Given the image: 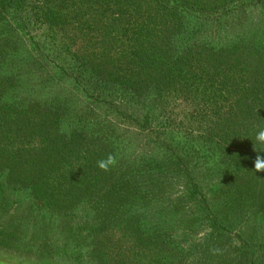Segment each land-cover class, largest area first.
Returning a JSON list of instances; mask_svg holds the SVG:
<instances>
[{
	"label": "rangeland",
	"instance_id": "1",
	"mask_svg": "<svg viewBox=\"0 0 264 264\" xmlns=\"http://www.w3.org/2000/svg\"><path fill=\"white\" fill-rule=\"evenodd\" d=\"M178 2L196 19L189 34L173 36L176 18L155 0H141L137 28L115 42L61 18L59 0L47 26L7 33L0 99L24 111L0 119L10 212L0 264H247L235 235L208 236L206 210L241 193V209L264 210V170L254 169L264 153L253 149L264 128V0ZM108 83L117 90L94 89ZM59 97L76 120L105 115L102 126L64 141L49 105ZM109 155L116 163L100 169Z\"/></svg>",
	"mask_w": 264,
	"mask_h": 264
},
{
	"label": "trees",
	"instance_id": "2",
	"mask_svg": "<svg viewBox=\"0 0 264 264\" xmlns=\"http://www.w3.org/2000/svg\"><path fill=\"white\" fill-rule=\"evenodd\" d=\"M107 1L108 0H92L91 3L87 4L88 1L86 0H59V6L55 11L57 13L59 12V14L66 12V14L63 15L60 14V17L67 19L68 22L77 23L78 27L80 26L83 29L85 28L88 32L100 31V33H102L101 31H103L104 33L108 34L109 40L112 38L113 42H115L119 36L120 39L123 36L129 38V35L132 33L133 29L137 28L135 25L136 20L138 18H143L144 7L141 4V0H109L112 2L111 5L106 3ZM155 1L159 2V4L166 5V7L162 8L165 12L162 13V16H171L173 19L176 18L174 21H172L174 23L173 28L176 30L173 36H178L179 34H189V32L191 33V30L195 29L191 28L193 27V22H195L196 19L190 18L191 14L184 10L183 5L178 4V0ZM49 4L50 0H0V53L6 55L7 52H11L13 50L12 46H10V43H8L9 41L7 38V33H10V31L14 37H17L19 33L31 35L36 30H40V28L50 24V22L54 20L53 18L56 16V12L51 10ZM85 17H87V19L84 20ZM196 26L199 25L197 24ZM148 28L149 24H142L140 26V33H142L144 29ZM37 38L42 37L37 36ZM28 41L31 43V41H35V38L33 36L30 38L29 36ZM35 42L38 43V41ZM51 44L52 43L50 42H46V46L44 43V48L49 50L51 48ZM175 46L177 47V45ZM173 49L174 48H172V50ZM169 50H171L170 47ZM14 51L12 53H14ZM11 55L14 56L15 54ZM5 67L6 62H0V76L2 75ZM61 69L63 70V68ZM4 75H6L8 81H10L14 76L13 70H10ZM82 78L85 77L82 75L76 77L80 84V80ZM82 85L84 84L82 83ZM100 85H96L94 89H99L101 91L103 88L106 91H109V89L117 90L118 88L111 83L103 85L104 87ZM127 89L130 91L132 88ZM111 93L112 91H110L109 95ZM5 100V96H2L0 99V119L1 115H5L9 118L13 114H22L24 111L23 102H19L17 100L15 102L8 101V103L5 105ZM59 100L62 103L63 100L60 97ZM55 101L57 100H52L49 105L51 107H59L58 118H56L57 120L55 121L57 123L56 125L59 127L60 133L61 131L63 132L61 135H63L64 141L73 142L71 141L73 140L72 133L77 127L81 131L78 130V128L75 131L85 135L86 133H91V130L101 127L104 122L105 115H102L98 118L97 115H94L93 113H91V115L94 117L93 124H91L89 120L87 121L85 115L76 120L73 116H70L72 115L73 109H71L72 106H70L69 103L64 102L61 105L56 106L52 103ZM71 128L72 130H70ZM246 171L245 174L243 173L244 175H246ZM240 173L241 170L237 168V174ZM245 197L246 196L242 193L238 197L234 196V198L231 195L222 201V211H219L218 208H215L213 211L206 210L209 220L208 228L210 230L208 236L212 237L214 235H218V237L222 238L223 240L227 238L232 242L231 236L235 235L234 238L237 240L236 242L234 241L235 245L232 242V246L239 258L247 257V260L245 259L247 264H264V210L262 208L254 210L250 209L249 207L247 210L241 209L243 204H245ZM2 198L0 199V221L3 220L5 215L10 213L6 210L7 204H5V200ZM236 219H240L242 222V224L239 222V227H237L235 224H232V221ZM243 222H246L245 225H243ZM237 228L238 230L236 231ZM4 230L5 225L2 227L0 226V238L4 233ZM234 231H236L237 234H235ZM0 244L1 246L8 245L7 242H3L1 240Z\"/></svg>",
	"mask_w": 264,
	"mask_h": 264
},
{
	"label": "clouds",
	"instance_id": "3",
	"mask_svg": "<svg viewBox=\"0 0 264 264\" xmlns=\"http://www.w3.org/2000/svg\"><path fill=\"white\" fill-rule=\"evenodd\" d=\"M256 146L253 148L257 153H264V128H261L255 134ZM116 163L115 157L112 155L107 156L97 162V166L107 171L111 166ZM254 169L258 172L264 170V157L257 155L254 161Z\"/></svg>",
	"mask_w": 264,
	"mask_h": 264
}]
</instances>
